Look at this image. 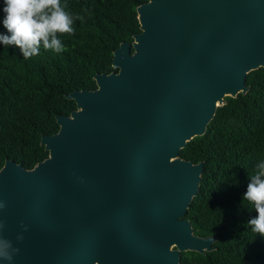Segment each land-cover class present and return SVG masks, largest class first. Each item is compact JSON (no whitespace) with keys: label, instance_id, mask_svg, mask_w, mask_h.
<instances>
[{"label":"water","instance_id":"1","mask_svg":"<svg viewBox=\"0 0 264 264\" xmlns=\"http://www.w3.org/2000/svg\"><path fill=\"white\" fill-rule=\"evenodd\" d=\"M137 12L141 33L115 50L118 72L66 96L77 109L42 137L49 157L0 170L12 264H181L183 252L215 249L185 218L204 163L180 151L264 68V0H149Z\"/></svg>","mask_w":264,"mask_h":264},{"label":"trees","instance_id":"2","mask_svg":"<svg viewBox=\"0 0 264 264\" xmlns=\"http://www.w3.org/2000/svg\"><path fill=\"white\" fill-rule=\"evenodd\" d=\"M148 1L61 0L78 18L74 32L57 33L60 53L41 48L24 59L18 48L0 44V170L7 160L32 170L49 157L42 137L58 133L57 117L77 109L66 96L96 90V74L118 72L114 52L141 33L137 8ZM3 6L0 0V34L7 35ZM246 85L249 91L226 97L206 133L180 151L182 159L204 163L185 218L196 236L217 239L213 251L183 252L181 264H264V237L247 226L256 213L243 200L249 176L264 162V68L250 72Z\"/></svg>","mask_w":264,"mask_h":264},{"label":"clouds","instance_id":"3","mask_svg":"<svg viewBox=\"0 0 264 264\" xmlns=\"http://www.w3.org/2000/svg\"><path fill=\"white\" fill-rule=\"evenodd\" d=\"M3 5L2 23L8 34H0V44L18 48L24 59L38 55L41 48L56 53L65 50L57 33L74 32V22L78 17L66 11L67 5L61 0H3ZM243 200L251 204L256 213L247 226L264 237V162H260L249 176ZM4 207L0 202V209ZM21 227L23 231L28 230L25 225ZM3 228L4 223L0 220V262L12 264L20 249L3 236ZM16 240L23 242V235H18Z\"/></svg>","mask_w":264,"mask_h":264}]
</instances>
